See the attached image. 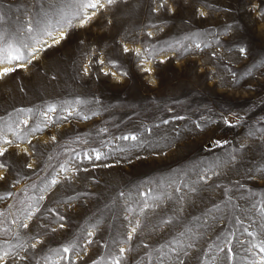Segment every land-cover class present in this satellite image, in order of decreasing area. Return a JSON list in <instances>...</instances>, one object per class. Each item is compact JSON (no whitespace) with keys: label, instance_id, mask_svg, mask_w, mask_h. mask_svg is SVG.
I'll list each match as a JSON object with an SVG mask.
<instances>
[{"label":"rangeland","instance_id":"1","mask_svg":"<svg viewBox=\"0 0 264 264\" xmlns=\"http://www.w3.org/2000/svg\"><path fill=\"white\" fill-rule=\"evenodd\" d=\"M68 3L0 0L3 28L15 34L29 20L59 19ZM254 5L264 7V0H168L172 10L158 12L153 0H116L84 27L74 21L63 28L66 38L59 43L42 37L47 43L36 45L43 51L32 63L0 78L2 122L27 119L29 128H40L31 133L21 125L31 144L19 147L9 133L14 142L2 145L8 152L0 157L7 165L0 169L6 177L0 194L13 193L0 200V220L29 243L43 241L29 248L36 259L25 264H43L50 249L69 242L79 246V257L70 254L77 264L102 258L110 264L121 247L127 249L121 264H178L169 252L178 247L174 241L188 252L180 255L185 264H213V257L215 264H228L226 251L217 252L228 239L235 253L231 264L250 258L245 249L252 237L244 229L264 239V19ZM24 39L33 42L26 34ZM153 48L151 61L134 54ZM49 105L57 111L45 127L41 113ZM93 149L105 158L84 160ZM61 165L68 171L60 172ZM52 177L59 183L42 193L40 212L25 221L29 228L12 225L23 207L19 201L41 194L31 185L43 187L41 178ZM145 201L149 207L141 212ZM169 218L172 223H161Z\"/></svg>","mask_w":264,"mask_h":264},{"label":"snow or ice","instance_id":"2","mask_svg":"<svg viewBox=\"0 0 264 264\" xmlns=\"http://www.w3.org/2000/svg\"><path fill=\"white\" fill-rule=\"evenodd\" d=\"M116 3V0H69L67 8L69 10L65 11L61 9L59 12V19H48L45 21L40 22H33L29 20L25 26H23L22 30H17L15 34L4 30L3 24L5 21V16L3 13H0V78H4L9 76L10 74L18 71L19 69L26 68V66L32 63V60L36 57V53L39 51H43V47H36V45H45L47 42L42 39V37L47 36L48 39L52 40L53 44L59 43L61 40L66 38V33L61 31V29L67 27L71 28L73 26L74 21L79 22L80 27H84L88 23H90L95 15L103 8L109 7ZM154 5L153 8L154 12H158L162 9L171 11L172 9L167 8L168 0H153ZM253 10L257 12L258 17L260 19H264V7L253 6ZM201 15H204L201 12ZM47 16V13H45ZM53 32L59 33V39H56L53 36ZM25 34L27 35V39L32 40L33 42L27 43L24 39ZM35 34V35H34ZM149 36L151 33L148 34ZM52 45H48L51 47ZM197 48H200V44L195 45ZM207 47V45H205ZM123 51L125 53L130 52L128 47H124ZM155 51L153 48L151 51L148 49H144L143 52L140 49H136L134 54L137 57H141L142 55L145 56L147 61L152 60V54ZM246 49L244 47L239 48V52L241 55L245 54ZM99 64H104L105 61L99 60L97 61ZM145 61L142 60L141 64L143 65ZM113 68H117L115 61L109 60L107 62ZM160 63H164V61H160ZM84 73H88V66H84ZM119 70V69H118ZM142 71L146 74H150L152 69L150 67H142ZM105 75H109L108 72L104 73ZM121 75H126L127 73L120 72ZM18 113H31V109H20L17 110ZM57 111L56 106L49 105L44 112L41 113L42 120L44 121V126L47 127L49 122H54L53 117L49 115L50 113H55ZM74 109L68 112L69 115L74 113ZM76 115H80L78 112L75 113ZM95 115V113H93ZM87 119L88 117H83ZM59 119V117H57ZM67 119V117H65ZM176 119H182V117H176ZM164 123H168V121H164ZM226 125L232 126L231 122L228 119L224 120ZM21 125L24 126V129H28L29 132L34 133L39 131V126L35 128H29L28 120H15L11 123L2 122V118H0V157H3L7 152L8 148L2 147V145H12L13 139L8 138V134L10 133L12 137L17 141V147H19V143L27 142L31 144L30 140H27V132L21 129ZM200 127V125H197ZM264 131V129H261ZM251 134V133H250ZM53 140L56 139L55 136L52 137ZM120 140H136V136H121L117 137ZM221 142L217 141L216 144L219 145ZM26 154V150H25ZM76 156H80V153H75ZM105 158L102 154L93 149L91 153L84 152L83 159L87 161L101 160ZM29 168L31 165H27ZM107 166V165H105ZM7 167L6 164L0 163V169H5ZM68 169L64 166H60V172H67ZM6 177L0 175V180H4ZM201 180H204L205 177L201 176ZM59 181L52 177L51 179L41 178V184L43 187L32 184L31 188L37 190L40 195L36 197L27 196L26 200H21L19 203L23 206L20 209V215L14 216V218L10 221L12 225H15L16 228H23L28 229L29 223L25 221H31L32 217L35 216L37 213L40 212V208L37 206L39 201L44 199V195L42 194L46 191L49 187L55 186L58 184ZM242 187V186H241ZM177 192L180 191V188L176 189ZM225 194L227 195V189L225 190ZM13 193L7 192L5 194H0V200H4L8 197H11ZM123 195V193H121ZM143 196H149V193H141ZM264 204V202H261ZM11 207V206H9ZM149 205L147 201H145L144 208H141L140 211L144 212ZM255 207V205H253ZM214 208L218 211L220 209V205H215ZM48 212L53 213L54 216L59 221H64L65 217L55 213L53 209H47ZM131 211V209H129ZM212 210L210 209L209 212ZM259 213L261 217H264V206L259 208ZM3 213H0V216H3ZM239 222V221H238ZM163 224H170L172 223V219H165L161 221ZM140 226L139 221H137L136 225L132 227L131 232L128 235V239L131 240L133 235L136 233L137 228ZM59 227L63 229L65 225L63 223L59 224ZM262 229H264V225H261ZM53 232L56 231V228L52 229ZM249 237H252L251 241H249V246L245 249L247 253L250 254V258L245 257L243 258V264H264V239H258L257 234L253 231H249L247 228L244 229ZM11 234V239H3L0 240V264H25L26 261L35 260L36 257L29 253V248L32 250L37 249L38 245H41L43 241L38 238H30L32 241L23 240L18 232H14L11 227H5L4 221L0 220V236H9ZM92 232H88V236H92ZM181 236L185 235V233H181ZM94 243L93 240L88 239L87 244L91 245ZM178 245L176 248H170L169 252L176 254V260L178 264H185L184 260L180 259V255L183 254L184 256L188 255V252L185 251V246L180 241H174ZM231 239L225 241L224 246H217V252H225L226 251V258L228 264H231L233 259H235V253L231 247ZM78 244L74 242H69L67 244L62 245L59 248L50 249V254L42 257L43 264H77V261L72 259L70 254H75L77 257L80 256V252L78 249ZM147 248L148 245H145ZM193 245L189 243L187 248H192ZM127 251V249L121 247L119 249V255L113 256L111 258L110 264H121V258L123 254ZM23 253V254H21ZM164 256H168V253H164ZM207 255V253H205ZM216 257H213V264H215ZM36 264H41L40 260H36ZM92 264H107V262L102 258L100 261L93 260ZM160 264H163V260L161 259Z\"/></svg>","mask_w":264,"mask_h":264},{"label":"bare ground","instance_id":"3","mask_svg":"<svg viewBox=\"0 0 264 264\" xmlns=\"http://www.w3.org/2000/svg\"><path fill=\"white\" fill-rule=\"evenodd\" d=\"M61 31H63V32H64V29H62ZM57 36H59V33H57Z\"/></svg>","mask_w":264,"mask_h":264}]
</instances>
